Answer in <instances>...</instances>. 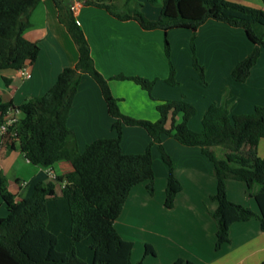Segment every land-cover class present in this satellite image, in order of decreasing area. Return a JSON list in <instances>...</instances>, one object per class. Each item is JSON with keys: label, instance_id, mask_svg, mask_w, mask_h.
Segmentation results:
<instances>
[{"label": "trees", "instance_id": "16d2710c", "mask_svg": "<svg viewBox=\"0 0 264 264\" xmlns=\"http://www.w3.org/2000/svg\"><path fill=\"white\" fill-rule=\"evenodd\" d=\"M40 1L0 0V69H21L37 59L40 46L25 38L24 32L32 25L31 13ZM54 1L60 22L78 47L79 59L74 67H66L58 74L46 93L17 105L24 114L17 137L8 132L4 143L10 149L18 146L33 164L50 167L66 159L72 163L73 170L56 176L61 193L56 192L55 182H39L33 194L23 199H16L9 190L6 175L0 171V195L10 208L7 216L0 217V264H144L133 261L134 242L120 235L115 221L137 184L147 181L149 192H155V143L169 169L165 204L169 208L174 206L183 184L175 174L171 155L162 144L164 134L184 145L201 147L214 164L217 191L212 199L218 206L212 216L216 222V250L230 241L231 226L235 222L257 219L264 230V157L257 154L259 141L264 137V105H256L252 113L231 115L226 106L213 103L203 116V129L195 131L188 124L197 114L195 105L185 98L157 99L152 95L155 80L119 74L116 78L135 81L157 101L159 118L150 121L126 115L111 91L109 79L95 65L90 43L77 22L72 4L66 0ZM79 1L105 8L119 19L133 18L145 29L160 28L166 33L174 28L196 31L208 19L243 28L254 48L232 71L233 79L238 82L249 78L264 48V9L233 0H147L160 6L157 19L144 14L139 0H128L124 9L113 0ZM191 49L194 68L200 82L205 84V68L199 62L196 35L192 37ZM165 55L169 62L166 81L176 85L179 83L177 69L167 37ZM83 73L91 75L99 84L108 111L114 117L112 128L117 135L98 138L80 151L68 118ZM12 105L0 96V119ZM180 113L182 120L178 122ZM124 125H139L148 131L152 140L144 152L123 151ZM226 140L231 142L227 145L230 151L225 158H219L212 147ZM245 143L251 147V158L240 153ZM230 177L247 184L259 211L229 198L227 179ZM145 254H156L151 244H146ZM176 264L196 263L181 258Z\"/></svg>", "mask_w": 264, "mask_h": 264}, {"label": "crops", "instance_id": "0c3cea01", "mask_svg": "<svg viewBox=\"0 0 264 264\" xmlns=\"http://www.w3.org/2000/svg\"><path fill=\"white\" fill-rule=\"evenodd\" d=\"M66 1L77 5L74 15L90 43L97 69L109 79L111 91L119 99L122 113L150 121L159 118L157 101L135 81L116 78L119 74L155 80L152 95L157 99L185 98L191 102L197 108V114L189 119L188 124L195 131L203 129V116L213 103L223 104L234 114L251 112L257 101L264 105V48L246 81L238 82L232 78L227 90L216 86L218 90L215 93L201 85L192 63L190 40L192 35H196L200 60L204 56L211 61L216 75L233 71L254 48L243 28L208 19L196 31L174 28L166 33L160 28L145 29L133 18L119 19L102 7L87 5L79 0ZM113 1L120 9L128 6V0ZM139 1L148 18L159 17L161 8L154 9L147 4V0ZM233 1L264 9L263 0ZM30 19L32 25L25 30L24 36L40 46L37 59L27 64L31 76L24 78L21 69H0V96L4 102L15 105L46 93L58 74L66 67H74L79 59L78 47L60 22L54 0H41L33 9ZM166 37L171 44L172 60L177 69L176 79L179 83L176 85L166 81L169 76ZM226 65L227 71L223 67ZM250 97L252 102L249 101ZM177 120H182L181 113ZM113 121L99 84L91 75L83 73L68 118L79 150L84 151L88 144L98 138L115 137L117 133L112 128ZM167 126H170V121ZM151 140L144 127L123 126L122 148L125 153L144 152ZM230 143L226 140L212 149L223 147L225 150ZM162 144L173 159L175 174L182 182L183 190L177 194L174 206L167 207L169 169L162 159L158 143H155V192H149L147 181L137 184L115 221L120 235L134 242L132 259L139 247L151 244L156 254L146 255L145 251L143 254L141 251L144 264H165L160 260L161 254L168 258L167 264H176V260L181 258L193 260L196 264L264 263V230L257 219L233 223L230 241L216 250V222L212 212L216 210L218 202L211 198L217 191L213 162L204 155L201 147L184 145L173 136L164 134ZM245 147L244 144L242 149ZM257 154L264 157V137L259 141ZM72 170V163L66 159L50 167L33 164L18 146L10 149L0 142V171L6 175L9 190L16 199L30 197L39 182H55L56 192L61 193V185L49 176V171L58 176ZM227 190L231 200L242 204L247 202L251 208L259 211L244 181L228 178ZM9 212V205L0 195V217L7 216ZM177 235L183 238L180 243L175 239ZM137 237H141V241Z\"/></svg>", "mask_w": 264, "mask_h": 264}, {"label": "rangeland", "instance_id": "374dc122", "mask_svg": "<svg viewBox=\"0 0 264 264\" xmlns=\"http://www.w3.org/2000/svg\"><path fill=\"white\" fill-rule=\"evenodd\" d=\"M147 4H149L150 6H152L154 9H156V8H159L160 9V6L159 5H156V4H151V3H147ZM143 7V6H142ZM143 11V10H142ZM192 37H193V35H192ZM192 37H191V40H192ZM191 40H190V48H191ZM197 45V44H196ZM203 51H205V50H203ZM197 54H199V52L197 51ZM191 55H192V63H193V51H192V49H191ZM198 58H199V56H198ZM206 61H208V62H206ZM199 62H200V64H202L203 66H204V68H205V79H206V83L205 84H203V83H201L200 82V77H198L199 78V82L201 83V85L203 86V87H205V88H208L211 92H214L215 93V90L217 89L218 90V88H221V86L222 87H224V89L225 90H227L228 89V85H229V83H230V81H231V79L233 78L232 77V70H231V72L229 73H225V72H223L222 74H220V75H216L215 73V68H214V66H212L211 65V61H209L208 59H205L204 58V56H203V60H200L199 59ZM224 67V69L227 71V65L226 66H223ZM198 73V72H197ZM199 76V75H198ZM216 86H218V88L216 87ZM252 94V93H251ZM251 97H252V95H251ZM249 98V101L250 102H252V98ZM188 101V100H187ZM256 105H263V104H260L258 101L256 102ZM255 107V106H254ZM254 111V108H253V110L251 111V112H249V113H252ZM234 113H231V115H233ZM235 114H237V113H235ZM245 148L244 149H242L241 151H240V153H241V155L242 156H244V157H246V158H248V157H252V153H251V147H250V145L248 144V143H245ZM213 151L215 152V154L217 155V157H219V158H225V154H226V152H228V151H230L228 148H226L225 150H224V148L222 147V148H220L219 150H214L213 149ZM236 164H238V163H236ZM212 198V197H211ZM212 200V199H211ZM242 204V203H241ZM243 205H245V206H247V207H250L251 208V206H250V204L249 203H247V202H243ZM253 210H255L254 208H252ZM178 237H180V236H175V239H176V241L178 242V243H180V241H181V239L183 240V238H178ZM138 239H140V241H141V237H137ZM140 248V249H139ZM137 250H138V252H136L135 253V255L133 256L134 258H133V261L135 262V263H137V262H140V261H142L143 263H145L144 262V257H141V251H142V254H143V252L145 251V248H146V244H144L142 247H139ZM140 250V251H139ZM150 255H152V254H150ZM153 256V255H152ZM162 259V261L165 263V264H167V262H169L168 261V258L167 257H165L164 255H162L161 254V258H160V260ZM177 261V260H176ZM176 263V262H175Z\"/></svg>", "mask_w": 264, "mask_h": 264}, {"label": "built area", "instance_id": "2783aa9c", "mask_svg": "<svg viewBox=\"0 0 264 264\" xmlns=\"http://www.w3.org/2000/svg\"><path fill=\"white\" fill-rule=\"evenodd\" d=\"M77 8V5H72L73 12ZM21 73L24 78L31 76L27 65L21 68ZM23 111L17 105H12L8 108L7 112L0 119V142H4L5 135L10 132L12 136L17 137V128L23 117ZM49 176L56 179V174L49 171Z\"/></svg>", "mask_w": 264, "mask_h": 264}]
</instances>
